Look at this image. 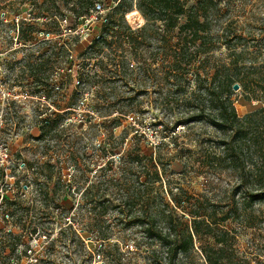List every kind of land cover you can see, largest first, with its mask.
Masks as SVG:
<instances>
[{"label": "rangeland", "instance_id": "1", "mask_svg": "<svg viewBox=\"0 0 264 264\" xmlns=\"http://www.w3.org/2000/svg\"><path fill=\"white\" fill-rule=\"evenodd\" d=\"M138 1L117 13L135 42L110 35L96 48V17L110 8L69 30L64 7L46 19L34 0H0V264H167L170 227L178 241L193 235L174 264H209L207 253L216 264H264V111H252L264 98V0H218L204 50L184 45L180 26L166 40L157 24L143 33ZM225 104L243 119L233 130L213 124ZM48 117L57 124L43 133ZM104 139L114 146L106 157ZM135 152L154 155L161 180ZM26 246L42 260L20 257Z\"/></svg>", "mask_w": 264, "mask_h": 264}, {"label": "trees", "instance_id": "2", "mask_svg": "<svg viewBox=\"0 0 264 264\" xmlns=\"http://www.w3.org/2000/svg\"><path fill=\"white\" fill-rule=\"evenodd\" d=\"M36 3V6L39 7V5L42 8H46V10L51 11L50 16L48 15H43V13H39V15H43L42 18H53L54 16L57 17V11H61V9L64 7L66 10H70L71 12L74 13V17H70V23H74L75 29L72 27H69V30H76L78 29V24H83L85 23L86 19H91L93 14L97 10V6L101 5L102 8L107 10V8H110L106 14L99 15L96 18V21L98 23V30L97 33L93 35V38L91 40V46L96 47V48H101L103 47V44L110 45V42L107 41L110 35H115L117 39H120V41L125 45L126 43L128 44H133L135 42V35H137L134 32L128 31L129 26L124 25V18L122 17L121 19L117 18V13L120 11L122 8L126 7L127 0H116L118 1L117 5L113 2L112 4H105L103 6L102 3H97L96 0H34ZM62 2V3H61ZM138 8L141 10L143 15L146 17L147 23L142 27L143 33L147 31V35L150 33V29L153 28L157 24L156 29L159 30L158 34L161 35V39L166 40L167 35L171 33L174 29L178 28L180 26L179 30L180 32H185L187 36L190 38H185L184 45H187L189 43L192 44H198V46L201 49H207L206 47L211 46V40L213 38V35L208 31L207 26L209 25V21L207 20L208 14L210 12H215L219 10V1L218 0H197L193 5H191L190 8H187L185 6V1L184 0H139L137 2ZM54 8V9H53ZM69 18V17H68ZM67 17L62 18L59 22H62L63 20L68 19ZM68 21V20H67ZM26 23V22H25ZM159 23V24H158ZM183 23V24H182ZM89 26V24H87ZM19 30L22 28V32H25L26 28L31 31V26L24 27V24L22 23V26L18 24ZM141 33V32H140ZM80 34L77 33V36ZM26 38L27 36H23V38ZM138 38V35H137ZM199 42V43H198ZM70 67L73 65V60L69 61ZM236 66L235 62H232L227 69L230 70H236L237 69H231L232 67ZM221 74V71L218 70L217 73L214 75V79L212 80V83L215 84L216 79L218 76ZM237 76V77H236ZM236 76H229L226 79V88H227V95H226V100L228 97L233 94V87H234V82L236 79H238V73ZM248 77H243L241 79V82L245 86V88L248 87ZM220 87V81L218 82L217 87ZM214 87V86H213ZM216 90V88L214 89ZM210 89L208 92V96L212 101H216L217 94L216 91ZM247 96V95H246ZM248 100L251 102L253 100L252 97L249 95L247 96ZM221 113H219L218 117L216 120H214L213 124L221 129V130H226V129H234L235 123L243 120L238 116V113L236 111V108L231 104L227 105L225 104L224 106L221 107L220 109ZM264 111V98H259L257 104L254 105V111ZM251 113V112H250ZM120 118L118 115L114 117V121H118L117 123L120 124ZM113 121V122H114ZM55 124H57V119L48 117L44 119L43 125H42V130L43 133H46L48 129H53L55 128ZM118 125V124H117ZM115 125V126H117ZM226 146V143H224ZM109 146V148H108ZM102 152L105 153V157L108 155V150L110 148L112 149V152L114 151V146L110 144V141H107L104 139L103 143L100 145ZM230 150V148L228 149ZM231 150H234L233 148ZM129 153V150H128ZM132 154V162H139L140 158H148L151 169L146 170L148 171L150 175L153 176V179L155 181L161 180V170L159 169V162L156 161V158L154 157L153 154H150L148 156H141L139 153H130ZM114 155V153H112ZM237 155L234 153V155L231 157L234 159ZM237 158V157H236ZM123 159V157H122ZM113 161L112 159H108V162L106 163L105 167H102L103 170L113 169ZM116 172V171H115ZM166 174V172H165ZM114 176L111 177V180L113 179ZM72 187V186H71ZM47 193V192H46ZM54 195L56 194L55 192L53 193ZM257 198H264V192L262 194H259ZM8 200V199H7ZM54 202L56 201V198L52 199ZM18 209V208H17ZM106 212V211H105ZM104 212V213H105ZM8 217L11 216L13 217L12 214H9L8 212ZM203 220L198 219L196 216L194 218V233L198 234V225L201 224ZM152 230L153 227L151 225H148L145 229V232L148 236H152ZM171 230H175L174 233L178 234L177 230L175 228L170 227L169 228V234L165 235L167 236L166 238H162V242L164 246H166L168 255H169V261L167 264H174V259L178 254H182L183 252L188 251V249L193 245V235L192 233H188V236L184 238L182 241L177 240V237H172L173 233H171ZM38 229L34 230L31 232V234L36 233ZM172 237V238H171ZM18 249L17 247H14L13 252H16ZM28 250L32 255L35 257L36 262L41 261L42 259L34 255L36 250H32L28 246H26L25 249L20 250V257L24 254V256H27ZM31 255V256H32ZM25 256V257H26ZM207 260L209 264H216L217 260H213L212 257L207 253ZM28 261V260H27ZM38 264V263H36ZM40 264V263H39Z\"/></svg>", "mask_w": 264, "mask_h": 264}, {"label": "built area", "instance_id": "3", "mask_svg": "<svg viewBox=\"0 0 264 264\" xmlns=\"http://www.w3.org/2000/svg\"><path fill=\"white\" fill-rule=\"evenodd\" d=\"M101 10H102L101 5H98V6H97V10H96L95 13H99V12H101ZM92 17H93V16H92ZM92 17H91V19H92ZM88 21H90V19H89ZM87 24H88V23H87ZM87 24H86V25H87Z\"/></svg>", "mask_w": 264, "mask_h": 264}, {"label": "water", "instance_id": "4", "mask_svg": "<svg viewBox=\"0 0 264 264\" xmlns=\"http://www.w3.org/2000/svg\"><path fill=\"white\" fill-rule=\"evenodd\" d=\"M239 87H240L239 84H235V85H234V89H235V90H238Z\"/></svg>", "mask_w": 264, "mask_h": 264}]
</instances>
